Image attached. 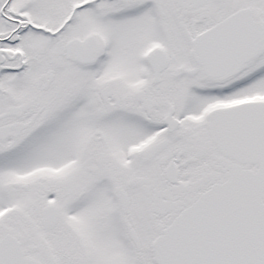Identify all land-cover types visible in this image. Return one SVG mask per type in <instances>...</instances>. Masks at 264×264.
<instances>
[{"label": "snow or ice", "instance_id": "1", "mask_svg": "<svg viewBox=\"0 0 264 264\" xmlns=\"http://www.w3.org/2000/svg\"><path fill=\"white\" fill-rule=\"evenodd\" d=\"M0 264H264V0H0Z\"/></svg>", "mask_w": 264, "mask_h": 264}]
</instances>
